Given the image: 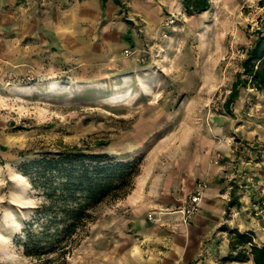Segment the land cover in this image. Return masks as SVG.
Masks as SVG:
<instances>
[{"label": "rangeland", "instance_id": "obj_1", "mask_svg": "<svg viewBox=\"0 0 264 264\" xmlns=\"http://www.w3.org/2000/svg\"><path fill=\"white\" fill-rule=\"evenodd\" d=\"M121 1L122 8L112 0L102 8L101 0H17L0 21V264H48L24 256L13 241L39 202L17 172L21 153L101 141L109 153L141 158L142 171L166 168L180 147L205 145L202 137L224 117L236 133L264 130V95L247 90L232 114L222 109L241 53L264 18V0H211L209 11L193 17L180 0ZM59 9L68 20L79 19L78 42L47 35ZM232 138L231 164L242 168L230 181L241 196L235 208L264 221L247 210L258 199L241 201L244 179L255 177L240 153L250 149L252 164L264 148ZM150 213L155 220L147 216V223L159 224L168 211ZM126 216L123 204L102 206L70 255L49 264H133L116 260L140 237L124 229ZM116 245L117 257L111 255Z\"/></svg>", "mask_w": 264, "mask_h": 264}, {"label": "crops", "instance_id": "obj_2", "mask_svg": "<svg viewBox=\"0 0 264 264\" xmlns=\"http://www.w3.org/2000/svg\"><path fill=\"white\" fill-rule=\"evenodd\" d=\"M16 4L17 0H0V21L4 22L6 15L11 13L12 10H6L7 7ZM57 12L58 19L48 20L45 27L47 35L62 39L73 38L78 42L81 28L79 19L70 21L62 10ZM1 26L0 30L5 29L4 25ZM0 45L3 43L0 42ZM226 120L225 117L219 119L220 125L217 124L210 133L205 132L206 137H202L205 138V145L200 148L198 145L180 147L177 156L166 168H156L155 165L149 169L143 167L131 194L116 202L117 206L123 204L127 209L125 225H122L125 226L124 229H131L140 237L133 239L132 245L127 244L125 257L120 255V259L117 256L121 252V245H116L115 251L111 253L115 254L116 260L132 261L133 264H253L252 261L221 262L229 254V238L219 228L227 224L231 229L252 232L254 242L264 245V221L251 218L235 207L232 210L229 208L230 181L237 174L240 177L242 170H235L231 164L236 150L235 143L230 140L233 139L232 134L241 135L247 145L253 142L264 148V130L252 135L246 131L236 133L237 129L226 125ZM192 136L197 138L196 135ZM220 138L225 140L219 143L217 140ZM242 150L240 153L246 170H250L255 177L254 182L249 179L243 181L245 185L241 201L248 203L262 196L261 191L264 190V152L257 162L251 164L247 158L250 149L244 147ZM218 156L221 157V162L215 164L214 160ZM201 179L208 182L201 211L188 226H184L181 224L182 215L179 211L185 207L197 181ZM156 209H163L168 213L161 217L159 224L147 223L148 214ZM227 214H230V218H227ZM118 232L119 230L116 231L117 235Z\"/></svg>", "mask_w": 264, "mask_h": 264}, {"label": "trees", "instance_id": "obj_3", "mask_svg": "<svg viewBox=\"0 0 264 264\" xmlns=\"http://www.w3.org/2000/svg\"><path fill=\"white\" fill-rule=\"evenodd\" d=\"M108 1L101 0V6L104 8ZM112 1L119 8L124 7L121 0ZM180 3L189 17L212 7L211 0H180ZM260 23L254 31V40L242 51L244 56L239 60L238 72L223 105L229 115L242 92L253 90L264 95V18ZM84 144L33 156L20 154L17 172L39 196L38 204L29 211V219L22 222L21 232L13 238L24 256L48 264L54 256L65 259L88 225L95 221V212L133 191L141 174V158L109 153L101 141ZM236 192L237 189L231 192L229 208L239 203L241 196ZM219 231L226 232L229 238V254L221 259L222 263L264 264V245L254 242L252 232H241L225 224Z\"/></svg>", "mask_w": 264, "mask_h": 264}, {"label": "built area", "instance_id": "obj_4", "mask_svg": "<svg viewBox=\"0 0 264 264\" xmlns=\"http://www.w3.org/2000/svg\"><path fill=\"white\" fill-rule=\"evenodd\" d=\"M171 23H173V21H171ZM126 54H130L128 50L126 51ZM243 56V53H241V57ZM219 157L220 156H218V158L216 159V163L218 162ZM250 181L254 182V178H251ZM207 189V182L200 181L196 185L195 190L188 197V201L185 207L179 211V213L182 215V221L185 225H189L193 218L201 211L202 203ZM261 193L262 196L258 198L257 202L251 203L247 210L250 211V214H252L254 217L264 219V190H262ZM148 219L150 221H154L155 217L152 213H150L148 215Z\"/></svg>", "mask_w": 264, "mask_h": 264}]
</instances>
